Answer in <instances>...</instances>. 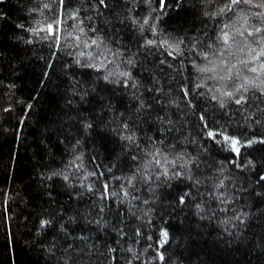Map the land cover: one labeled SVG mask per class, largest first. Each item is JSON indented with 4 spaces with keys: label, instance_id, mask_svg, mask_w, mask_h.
Wrapping results in <instances>:
<instances>
[{
    "label": "trees",
    "instance_id": "16d2710c",
    "mask_svg": "<svg viewBox=\"0 0 264 264\" xmlns=\"http://www.w3.org/2000/svg\"><path fill=\"white\" fill-rule=\"evenodd\" d=\"M261 3L0 0V264H264Z\"/></svg>",
    "mask_w": 264,
    "mask_h": 264
},
{
    "label": "snow or ice",
    "instance_id": "6c2138e0",
    "mask_svg": "<svg viewBox=\"0 0 264 264\" xmlns=\"http://www.w3.org/2000/svg\"><path fill=\"white\" fill-rule=\"evenodd\" d=\"M148 2L150 3V0H148ZM244 2H247V0H244ZM60 3L62 4L63 0H60ZM99 3H100V5L106 6L105 5V0H99ZM159 3H160L161 10H163L164 8L167 7L166 0H159ZM241 3H242V0H231V4L230 5H226V8H227V10L230 11L232 6H236V5H239ZM44 7L47 8L48 4H45ZM259 7H264V3H261L259 5ZM225 10H226L225 8H221L219 11H220V13H223V12H225ZM205 15H208V13L206 12ZM72 16H73V18H75L76 17V13L74 12L72 14ZM156 19L159 20V17H156ZM148 24H149V20H148V18H145L143 24L140 25L141 30H143L144 26L148 25ZM21 27H23V26L21 25ZM228 28H229V25L225 24L224 25V29H228ZM48 29L51 32L52 31V25H49ZM151 30L155 34V32H156L155 23H153L151 25ZM29 31L35 32V31H37V29H29ZM80 31L83 32L84 29L80 28ZM237 31H238V34L241 37L244 36V32L243 31H239V30H237ZM262 31H264V29L255 28L253 32H248V36L251 37V36H254L256 34H260ZM221 32H222V35L218 36L217 39L220 40V41H223V44H224L225 47H230V44H229V40H230L229 33L227 31H224L223 29L221 30ZM77 40H79V37H77ZM261 42L264 43V37H262ZM155 43H156V41L155 40H151V39L146 41V44H148V45H153ZM180 43H183V41H180L179 43H171L170 44L168 39L165 38V39H162L160 41V46L161 47L166 46L168 49L174 50L177 54H182L181 53V49H180ZM91 44L92 45H96L97 47L100 46L99 43H98V40H95V39L91 41ZM85 47H90V45L87 42H85ZM193 47L195 48V45H193ZM209 48H213V46L209 45ZM198 54L203 56L206 60L208 59L209 53L201 52V53H198ZM81 55H83V53H81ZM89 55H91V53H89ZM167 55L171 57L173 55V51H168ZM261 56H264V49H261V51L258 52L256 54V56L253 57V59L258 60ZM222 57H223V51H221V53H220V58L222 59ZM129 63H131V61H129ZM209 63H211V61H209ZM242 63L247 64V61H244ZM89 66L90 67H105V64L103 62H101L100 64L93 63V64H90ZM195 67L197 68V71H199V72H212V71H214V67L213 68L199 67V66H195ZM232 67L234 68L235 65H233ZM261 68H264V64H261ZM250 71L255 72L256 68L253 67V68L250 69ZM228 72H229V75L227 77H223L222 76V77H220V79L221 80H224L226 78L227 79H232L231 68L228 69ZM110 75H112V74L109 73L108 75H105L104 79L108 80ZM118 75L130 78L131 74L128 73V72H121ZM202 83H203V81H202ZM247 83H249V82L247 81V78H245V83L240 84L239 86H237L234 89V91H224V92L221 93V95L231 98L237 92H247L248 88L245 86ZM261 83H264V81H262ZM125 86H127V81H125ZM132 86L135 87L136 85L133 84ZM197 87H200V85H197ZM257 87H259V85H257ZM261 90L264 91V89H261ZM212 98L214 100L217 99L216 96H213ZM243 100H244V96L241 95L239 99L235 100V103L240 104ZM220 103H221V107H223V105H224L223 100H221ZM141 106H143V102H141ZM124 128L127 129L128 125L125 124ZM207 134H208L209 137H212V138H215L216 135H221L223 137V139L230 144L231 150L236 152L237 154H239L240 149H239V147H237V145L240 142L236 138L226 136V135L223 134V132H213L212 130H209ZM121 138L129 140V141H133L135 139L134 136H125V137H121ZM249 143H251V141H249ZM159 154H160V150L156 149L155 153L152 154L153 155V159H155L156 156L159 155ZM77 159H79V157H77ZM155 162H156V164H160V160L159 159H155ZM165 162H167L166 158H165ZM150 163H151V161L148 162V164H150ZM186 163H188V162H186ZM148 164H146L145 167H147ZM90 175H94V173H90ZM163 175H165V176L168 175V169L167 168L164 169ZM174 175H180V174L179 173H175ZM64 178L67 179L68 177L65 176ZM133 179H135L134 176L129 179V183H131V180H133ZM261 179L264 180V177H261ZM125 196H127V192H125ZM180 202L181 203L184 202V198L183 197L180 198ZM199 207L200 206L197 205V208H199ZM47 223H48V221H41V227H43ZM168 238H169L168 237V232L167 231L162 232L161 233V240H160L159 247H163L168 242ZM129 251H131V249H129ZM158 258H159L160 261H164V259H165L164 255L162 253H158Z\"/></svg>",
    "mask_w": 264,
    "mask_h": 264
}]
</instances>
